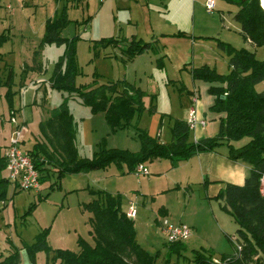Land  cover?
Instances as JSON below:
<instances>
[{"label": "rangeland", "instance_id": "1", "mask_svg": "<svg viewBox=\"0 0 264 264\" xmlns=\"http://www.w3.org/2000/svg\"><path fill=\"white\" fill-rule=\"evenodd\" d=\"M199 1L201 4L203 1L199 9L202 16L220 21L222 34L218 36L219 39L222 36L236 48L254 50L258 59H264V46L253 48L239 35V23L234 19L236 5L227 0H215V11L208 14L204 7L205 0ZM64 7L71 22L61 30V36H79L75 39V51L81 74L76 77V84L92 88L107 81L122 79L124 62L104 57V53L115 51H111L113 47L93 46L100 38L129 37L136 30L143 36V40L150 39L147 35L148 23L144 20L148 9L143 0L133 3L129 0H0V32L8 36L0 46V53L3 54L0 68L3 69L5 63L13 67L12 89L16 93L12 106L16 122L22 126V149H31L36 142L48 143L40 129V122L48 119L66 97L67 109L76 126L74 144L79 157H91L99 148V143L105 148L137 151L140 142L135 135V122L126 129L113 132L102 111L92 112L76 94L69 95L50 86L55 62L65 46L42 43V35L46 20L58 17ZM150 7L154 11H163V8H157L154 4ZM181 7L190 8L191 17V3L184 1ZM130 15L137 17L138 27L129 24ZM88 18L90 21L87 23ZM163 43L160 38L157 48ZM222 54L223 59L211 62L210 65L217 72L226 74L229 71L227 57ZM143 56L139 71L147 69L149 76L152 65L157 71L161 69L157 65L156 59L159 56L156 57V52L149 51ZM157 74L165 78L164 81L159 79L154 105L172 117L183 119L186 117L189 90L195 91L202 105L200 116L206 121L202 131L209 137L214 136L218 132L219 117L209 110L213 97L207 91L208 84L192 80L187 70L182 71L180 80L175 81L170 79L177 77L173 70L167 69ZM148 76L139 73L138 77H142V80L139 82L138 79L137 84L151 93L149 85H154V82L149 84ZM150 80L152 82L151 76ZM255 90H264V83H257ZM4 92L5 88L1 87L2 144L8 142L14 129ZM149 96L146 94L144 97L146 107L137 126L147 129L153 136L159 135L161 141H169V115L150 113ZM194 133V130L190 131L189 138L192 141ZM246 140L243 138L236 144L241 145ZM143 164L149 170L148 175H136L133 171L127 172L125 165L120 168L112 163L105 169L64 175L60 179V187H50L57 180L56 172L46 174L37 191H24L9 183L5 205L0 203V254L5 256L15 247L22 248L20 264H32L23 246L32 243L35 236L45 228L48 229L47 243L52 250L37 252L34 264H54L52 256L56 248L77 251L78 237L93 244L88 224L90 212L84 208V203L96 196L91 189L119 194L123 210H127L129 204L135 205L133 220L136 240L141 247L156 256L155 264H165L167 258L165 245L168 240L161 226L165 219L171 223H184L191 228V234L182 240L184 255L187 257H191L194 249L209 250L216 260H220L223 253L235 252L231 231H235L237 224L223 209V202L215 198L224 187V182L210 180L204 183L197 172H190L186 165L173 169L170 161L165 158ZM32 203L36 205L27 214ZM167 264H182V261L177 263L176 257L172 256Z\"/></svg>", "mask_w": 264, "mask_h": 264}, {"label": "trees", "instance_id": "2", "mask_svg": "<svg viewBox=\"0 0 264 264\" xmlns=\"http://www.w3.org/2000/svg\"><path fill=\"white\" fill-rule=\"evenodd\" d=\"M227 1L237 7L234 19L239 23L238 33L243 41L253 48L264 46V9L259 0ZM261 3L264 5L263 0ZM70 22L64 7L58 17L48 18L44 25L42 43L65 46L55 62L50 86L69 95L76 94L92 112L102 111L113 132L126 129L135 122V135L140 147L137 151H130L105 148L99 143V148L91 157H79L74 144L76 126L67 109L65 97L50 117L40 122V129L48 143L37 142L29 151L40 172V181L51 173V164L54 165L52 172L57 173V180L50 185L53 188V185L60 187V179L64 175L105 169L112 163L120 168L125 165L127 172H130L138 163L165 158L175 165L202 152H217L230 160L243 161L249 166L244 182H225L215 196L223 202V209L237 224L232 239L240 246V250H235L234 254H222L219 264H264V90H255L257 83H264V59H258L254 50L236 48L213 38L227 57L228 73L221 74L214 67L203 64L191 67L190 74L193 80L208 84L207 91L213 97L209 110L219 117L218 132L214 136L192 141L186 120L169 116L170 140L163 142L159 135L151 136L146 129L137 126L144 110L143 90L125 79L107 81L92 88L76 84L75 79L81 74L75 51V39L79 36L67 38L60 34ZM7 37L5 32H0V46ZM118 44L115 37H108L97 40L93 46L115 47ZM150 47V42L131 37L121 43V59L129 61ZM162 57L157 59L158 65H161ZM0 60L3 61L2 53ZM13 81V67L5 63L3 69L0 68V88H5L4 96L10 113L14 110L12 99L16 93L12 89ZM148 111L154 112L155 107L150 106ZM1 122L0 117V125ZM243 138L247 140L237 145ZM6 147L7 143H0L2 204L7 199L10 183L6 174ZM91 191L96 196L84 203V208L90 212L88 224L93 244L78 237L77 251L53 249L54 264H155L156 256L137 242L134 220L122 209L120 195H113L106 190ZM35 205L32 203L26 213H30ZM47 232V228L43 229L32 243L23 246L32 264L37 252L52 250L47 243ZM165 246V264L169 263L172 256L176 257L177 263L181 260L182 264H217L209 250L194 249L191 257H187L182 241L168 242ZM20 249L15 247L5 256L1 253L0 264H20Z\"/></svg>", "mask_w": 264, "mask_h": 264}, {"label": "crops", "instance_id": "3", "mask_svg": "<svg viewBox=\"0 0 264 264\" xmlns=\"http://www.w3.org/2000/svg\"><path fill=\"white\" fill-rule=\"evenodd\" d=\"M129 1L133 3L134 1L136 2L140 0H129ZM184 1L187 2L189 1L191 3L192 6L191 17H190V8L188 10V9H183L181 7V3ZM143 3L146 5L148 9L147 18H144V20H146L148 23L147 35L150 36V39L147 41L143 40V36L140 33H138L136 30H134L133 33L129 35V37L111 36V37H115L119 41L120 45L118 44L115 47L106 46V47H113L111 51L113 50L115 51L104 53V57L108 55V57L110 58L120 59L122 61L121 59L122 55L120 54L121 43L128 41L129 39H131V37H136L138 39H142L143 41L150 42L152 44V47L134 56L129 61L126 62L123 61L125 71L122 79H125L127 82L143 90L145 92V96L146 94L150 95L149 107L152 105L155 107V111L150 113H159L160 115L167 114L170 116L169 113H166L165 111L163 112L160 111L156 107V105H154L157 96V88H159V79L164 81L165 78L164 75L157 73L163 70L166 71L167 69L173 70L177 77H174L176 79L170 78L171 81L180 80V74L184 70H187L190 73L191 67L200 66L203 64L210 65L211 62H216L220 58L223 59L224 58L222 54L223 52L217 47L216 40L213 39V38L219 39L218 36L222 34V30L220 28L221 27L220 21L214 17L202 16L201 11L199 9H201L203 1L201 4L199 0H158V5H157V0H143ZM153 4L157 8H163V11H161L160 9L158 10L156 9V11H154L150 7ZM89 21L90 20L88 18L86 22L88 23ZM128 22L129 24L131 23L132 25H134V28L138 27L137 25L139 20L137 19L136 16L132 17L130 15V17L128 18ZM238 29H240V26ZM103 38H108V37H103ZM160 38L163 40L164 43L161 45L160 48H157ZM221 38L222 39L219 40L223 42L227 41L223 39L222 36ZM149 51L156 52V57L159 56L157 57V59L162 56L163 57H162L161 65L157 64L159 67H161V69H158L157 71L156 68L152 65L150 75L148 76L147 69H142L143 71L141 72L139 71L140 69L138 66L141 64V62L144 59L143 58L144 53H148ZM139 73H142L144 76L149 77L147 78V82H149V84L154 82V85H149L151 86L150 87L151 93H149L148 89L147 92L145 89H142L140 85L137 84L138 79L139 82H141L142 80V77H138ZM150 76L152 78V82L150 80ZM193 92H194L193 90L191 91L189 90L186 117H184L182 120H186L188 116V111L192 104L191 99L193 97ZM144 97H143V103L145 105ZM201 107L202 105L200 103V100L198 99L196 104V111L199 118H203L202 116H200V111H199L201 110ZM173 118H177V117H173ZM202 130H203L202 126L197 125V127L194 129L195 133H194L193 141H196L203 137H209L208 135H205V133H203ZM22 141L24 143V139H22ZM162 141L166 142L164 140ZM36 143H34V145ZM34 145L31 149L34 148ZM31 149H27V151H30ZM180 165H186V167H189L190 172H197L199 174V179L203 180L204 183L210 180H214L224 183L230 182L234 184H242L244 182L246 175L249 172V166L247 163L243 161L230 160L224 154H220L217 152H202L190 157L185 161H180L175 165H172L170 163V167L173 169H179ZM49 167H50L49 172H52V170L54 171V165L51 164V166ZM235 231H231L233 232L231 234L234 235ZM234 253L235 252L233 251L232 253H223V254L231 255Z\"/></svg>", "mask_w": 264, "mask_h": 264}, {"label": "built area", "instance_id": "4", "mask_svg": "<svg viewBox=\"0 0 264 264\" xmlns=\"http://www.w3.org/2000/svg\"><path fill=\"white\" fill-rule=\"evenodd\" d=\"M259 3L264 9V5L261 3V0H259ZM204 7L208 14H212L215 11V0H205ZM197 100L198 95L194 91L191 99L192 104L186 118V123L190 131L194 130L197 125H201L202 127L206 125L205 119L199 118L197 115ZM11 115L10 122L14 125V129L11 131L5 150L7 178L10 183L14 184L21 190L37 191L40 186V172L35 167L30 152L22 149V126L16 122L13 111L11 112ZM132 171L136 175L149 174L148 168L144 166L143 163H138ZM126 215L129 218H133L135 215L134 204H129L126 210ZM161 226L168 242L182 241L191 234V228L181 222L171 223L165 219ZM235 250H240V246L236 243ZM213 261L217 264L220 263V260L213 259Z\"/></svg>", "mask_w": 264, "mask_h": 264}]
</instances>
